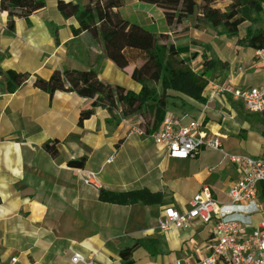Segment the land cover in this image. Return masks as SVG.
<instances>
[{
  "label": "crops",
  "instance_id": "obj_1",
  "mask_svg": "<svg viewBox=\"0 0 264 264\" xmlns=\"http://www.w3.org/2000/svg\"><path fill=\"white\" fill-rule=\"evenodd\" d=\"M44 1L46 7L30 16V25L16 19L11 34L6 29V14L0 13V70L48 79L54 71L95 68L101 81L133 93L140 91V86L130 78L138 64L119 70L108 59H101V43L86 33L74 37L70 28L78 27L76 20L61 17L56 9L57 0ZM145 11L150 12L148 8ZM118 13L121 16L120 9ZM142 22L131 23L143 27ZM190 25L186 21L153 34L166 35L176 47H182L183 41L176 39V33L185 31V36L192 30ZM184 54L182 57H186ZM251 62L258 81L246 86H257L264 83V68L253 59V51ZM238 68L241 67L230 69L226 78L234 76ZM242 76L235 80L239 86L243 85ZM206 78L209 80L210 75ZM4 81L0 76V264L11 258H16L17 264H72L74 254L92 259L94 264H124L119 252L133 247L131 264H176L178 261L197 264L209 254L210 226L193 222L186 230L162 233L157 230L156 222L165 206H107L98 200V189L124 192L146 188L161 192L170 200L168 206L184 209L192 196L207 186L215 199L225 203L229 187L238 180L232 164L233 172L226 174L227 168L222 169L226 176L221 178L222 183L217 182L220 176L212 178L194 172L195 192L184 199L174 183L166 186L165 174L168 166L186 160L169 158L154 143L151 147L145 137H128V126L138 123L136 115L118 125L108 124L107 112L97 109L80 128L78 115L89 107L90 100L64 92L50 97L34 88L31 80L10 94L4 92ZM207 95L205 90L204 97ZM169 99L182 108L179 115L175 114L172 108L177 106L174 105L167 108L166 114L201 120L207 133L220 137L222 148L228 137L242 138L249 131V123L234 120V106L241 105L232 100H215L202 113V104L179 94L169 93ZM259 137L264 147V137L261 134ZM52 140L58 142L56 158L42 149L45 142ZM125 147L136 155L124 166L128 176L120 180L115 171L102 176ZM83 156L87 157L83 169L68 166L70 160ZM87 172L96 174L95 185L83 183ZM261 218V214L256 216L257 220Z\"/></svg>",
  "mask_w": 264,
  "mask_h": 264
},
{
  "label": "trees",
  "instance_id": "obj_2",
  "mask_svg": "<svg viewBox=\"0 0 264 264\" xmlns=\"http://www.w3.org/2000/svg\"><path fill=\"white\" fill-rule=\"evenodd\" d=\"M137 1L160 9L169 28L181 26L189 18L195 17L194 26L203 23L214 29L220 28L223 35L230 38L237 37L239 27L244 22L239 16L242 9L257 16L264 13V0H228L230 3L225 11L216 8V4L227 0ZM123 2L124 0H87L85 4H75L57 0L56 9L63 19L76 20L78 27L70 28L74 37L86 33L94 41L101 43L103 49L101 59H108L119 70L138 64L130 74L132 81L140 86L138 93L101 81L95 68L86 71H54L48 79L32 77L28 73L13 70H0V76L5 80L4 92L14 93L31 80L34 88L50 97L56 92H64L88 99L89 107L81 110L78 115L77 126L80 128L97 109L106 111L109 115L108 123L113 122L117 125L142 113L145 119L142 128L147 137L160 127L167 113L169 93H176L196 103L205 104L204 92L209 82L206 75L227 73L229 64L208 59L205 54H201L202 71L195 72L190 64L198 57L197 54L182 57L188 49L176 47L169 41L168 36H156L121 17L118 10L123 6ZM45 7L44 0H0V13L6 14V29L10 34L14 31L16 19H22L30 25V16ZM53 34L57 43L56 31L53 30ZM240 44L251 51L261 49L264 47V33L248 27ZM234 109L242 116L244 122L249 123L251 117L256 118L263 129L261 135L264 137V113L251 115L244 112L242 115L236 106ZM57 144V140L48 141L43 144L42 149L51 158H56ZM86 162L87 157L83 156L70 160L68 166L83 169ZM98 200L104 204L122 207L170 204L161 192H152L146 188L124 192L100 188ZM260 200L264 201V189ZM133 250L134 247L119 252L124 264L132 263Z\"/></svg>",
  "mask_w": 264,
  "mask_h": 264
},
{
  "label": "built area",
  "instance_id": "obj_3",
  "mask_svg": "<svg viewBox=\"0 0 264 264\" xmlns=\"http://www.w3.org/2000/svg\"><path fill=\"white\" fill-rule=\"evenodd\" d=\"M253 59L264 68V47L253 51ZM243 73V69L238 68L232 77L222 81L209 80L202 113L215 100L229 99L240 104L247 114H263L264 83L239 86L235 80ZM127 135L147 137L139 123H131ZM149 137L171 159H192L205 150L224 154L220 137L207 133L201 120L186 116L177 118L166 114L160 127ZM226 157L238 174V180L226 193L227 202L215 199L210 189L204 186L192 196L186 208L163 207L156 228L168 233L186 230L193 222L210 226L209 254L197 264H264V201L260 200L264 189V157ZM95 177V173L87 172L83 178L84 184L95 185ZM260 214L263 218L257 220L256 216ZM71 263L94 264V261L74 254ZM5 264H17V259L11 258Z\"/></svg>",
  "mask_w": 264,
  "mask_h": 264
},
{
  "label": "rangeland",
  "instance_id": "obj_4",
  "mask_svg": "<svg viewBox=\"0 0 264 264\" xmlns=\"http://www.w3.org/2000/svg\"><path fill=\"white\" fill-rule=\"evenodd\" d=\"M229 3L230 1L228 0L219 1L216 4V8L225 11ZM147 8L150 10L148 13L145 11ZM120 13L122 17L127 18L131 22L144 21L142 22V25L144 29L150 33L159 34L167 30V25L161 14L162 12L155 6L143 3L132 4L129 0H124L123 6L120 8ZM239 16L244 19V22L239 27L237 37H227L223 35L220 28L214 29L203 23H199L197 26H194L195 17H191L187 20L192 24L190 25L192 29L191 32L187 31L188 33L185 36H183L185 31L176 33L178 36L176 39L182 40L184 45L181 46L189 50V52L185 53L184 56L190 57L192 54L199 55V61L198 59H194L195 61L192 60L193 62L190 64L194 71H202L200 67L201 54H205L208 59L214 61L225 60L229 64V70H233L238 66L244 69L245 73L240 78V82L243 84L242 86L245 87L246 85L256 84L258 78L253 75L254 67L251 62L252 51L240 44V40L244 38L248 27H251L254 30H261L264 33V13L257 16L246 9H242ZM228 72L210 75L209 80L222 81L223 77L225 78ZM170 98H172V96H170ZM232 104L233 103L231 102V105ZM171 107H176L172 108L174 109L173 112L178 115L180 114V109L182 107H179V105H177L174 101L168 99L167 108L171 109ZM236 107L241 111L242 115L245 114V111L239 108L240 106L238 107L236 105ZM185 111L189 110L186 108ZM235 112L236 114L234 116V120L241 123L243 121L242 116L237 114V111ZM143 116L144 115L142 113L136 115V121L141 127H144L145 123ZM110 124L115 123L112 122ZM248 130L249 131L246 133H243L242 138L228 137L226 142L223 141L224 154L220 155L218 152L205 150L200 152L197 158L187 159L186 161H176L175 164L168 166L165 174L166 186L174 183L177 187L176 191L184 199L189 198L195 192L196 187L195 178L192 175L194 172H200V175H210L212 178L220 176V179H224L226 176L221 172L224 167L227 168L226 174L233 172L230 162L226 156L244 155L249 157H264V147L261 146V140L259 137L263 129L256 118L251 117ZM145 138H147L148 144L151 147H154L153 141L149 137ZM135 156L136 155L133 150L130 152V148L125 147L115 157V162L111 166L106 167L102 176L109 174L111 171H115V174L118 175L120 180L125 179L128 176V174H125L124 172L126 170L124 166L127 165L126 161ZM235 175L238 176L236 171ZM208 179H210V177ZM217 182L222 183L223 181L221 179L217 180ZM107 206L112 207V205ZM113 207L116 206L114 205ZM117 208L128 207L117 206Z\"/></svg>",
  "mask_w": 264,
  "mask_h": 264
}]
</instances>
